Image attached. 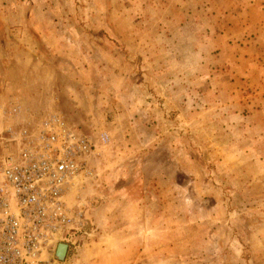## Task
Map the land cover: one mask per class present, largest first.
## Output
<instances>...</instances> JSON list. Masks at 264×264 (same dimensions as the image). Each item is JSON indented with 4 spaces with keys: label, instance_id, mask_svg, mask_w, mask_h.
I'll list each match as a JSON object with an SVG mask.
<instances>
[{
    "label": "rangeland",
    "instance_id": "rangeland-1",
    "mask_svg": "<svg viewBox=\"0 0 264 264\" xmlns=\"http://www.w3.org/2000/svg\"><path fill=\"white\" fill-rule=\"evenodd\" d=\"M10 104L95 145L45 264H264V0H0Z\"/></svg>",
    "mask_w": 264,
    "mask_h": 264
},
{
    "label": "built area",
    "instance_id": "built-area-1",
    "mask_svg": "<svg viewBox=\"0 0 264 264\" xmlns=\"http://www.w3.org/2000/svg\"><path fill=\"white\" fill-rule=\"evenodd\" d=\"M0 114L6 124L0 132V264H45L58 243L68 253L76 236L86 234L82 211L65 197L86 172L95 145L55 113L19 128V105ZM107 141L101 134L100 142Z\"/></svg>",
    "mask_w": 264,
    "mask_h": 264
},
{
    "label": "water",
    "instance_id": "water-1",
    "mask_svg": "<svg viewBox=\"0 0 264 264\" xmlns=\"http://www.w3.org/2000/svg\"><path fill=\"white\" fill-rule=\"evenodd\" d=\"M67 245L64 243H58L54 252V260L57 262H63L67 254Z\"/></svg>",
    "mask_w": 264,
    "mask_h": 264
},
{
    "label": "bare ground",
    "instance_id": "bare-ground-1",
    "mask_svg": "<svg viewBox=\"0 0 264 264\" xmlns=\"http://www.w3.org/2000/svg\"><path fill=\"white\" fill-rule=\"evenodd\" d=\"M55 249H56V247H55ZM54 252H55V250H54ZM54 252H53V255H54Z\"/></svg>",
    "mask_w": 264,
    "mask_h": 264
}]
</instances>
